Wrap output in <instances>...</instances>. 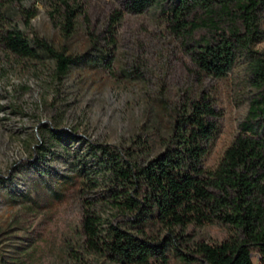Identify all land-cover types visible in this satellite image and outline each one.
<instances>
[{
	"label": "rangeland",
	"instance_id": "1",
	"mask_svg": "<svg viewBox=\"0 0 264 264\" xmlns=\"http://www.w3.org/2000/svg\"><path fill=\"white\" fill-rule=\"evenodd\" d=\"M165 13L154 6L129 14L116 0H0L5 29L44 38L78 62L58 77L49 61L0 49V264H112L82 249L76 232L81 179L69 161L85 145L71 139L73 131L78 139L126 145L147 129L166 131L172 111L204 91L218 113L204 167L213 170L221 161L255 94L245 61L238 59L223 78L203 77L186 46L207 31L187 41ZM52 128L69 137L49 139ZM191 230L206 243L232 233L219 224ZM166 255L169 264H183Z\"/></svg>",
	"mask_w": 264,
	"mask_h": 264
},
{
	"label": "trees",
	"instance_id": "2",
	"mask_svg": "<svg viewBox=\"0 0 264 264\" xmlns=\"http://www.w3.org/2000/svg\"><path fill=\"white\" fill-rule=\"evenodd\" d=\"M116 1L133 15L163 6L169 25L187 41L205 29L207 37L186 46L198 73L220 79L243 58L255 94L213 170L205 169L204 158L218 113L204 91L172 111L166 131L147 129L126 145L78 139L73 131L71 139L85 145L69 161L81 179V248L112 264H169L167 251L183 264H264V47L253 50L264 43V0ZM71 25L68 19L66 35ZM0 49L23 60L49 61L58 77L78 64L44 38L5 29L1 19ZM46 134L57 142L69 137L56 128ZM211 224L232 233L206 243L189 232Z\"/></svg>",
	"mask_w": 264,
	"mask_h": 264
}]
</instances>
